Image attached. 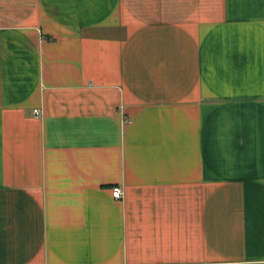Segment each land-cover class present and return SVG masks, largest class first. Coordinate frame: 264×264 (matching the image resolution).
<instances>
[{"label": "crops", "instance_id": "crops-1", "mask_svg": "<svg viewBox=\"0 0 264 264\" xmlns=\"http://www.w3.org/2000/svg\"><path fill=\"white\" fill-rule=\"evenodd\" d=\"M163 263L264 264V0H0V264Z\"/></svg>", "mask_w": 264, "mask_h": 264}, {"label": "built area", "instance_id": "built-area-1", "mask_svg": "<svg viewBox=\"0 0 264 264\" xmlns=\"http://www.w3.org/2000/svg\"><path fill=\"white\" fill-rule=\"evenodd\" d=\"M33 111H34V114L36 116H39L41 114V111H39L38 109H33ZM122 193H123V189H122V187L120 185L114 186L112 188V194H113V196L115 198H118L119 199L120 197H122L123 196ZM163 264H171V263H163Z\"/></svg>", "mask_w": 264, "mask_h": 264}]
</instances>
